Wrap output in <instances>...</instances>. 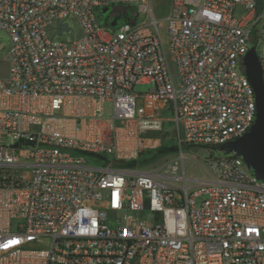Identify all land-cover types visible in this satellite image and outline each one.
I'll return each mask as SVG.
<instances>
[{"label":"built area","instance_id":"1","mask_svg":"<svg viewBox=\"0 0 264 264\" xmlns=\"http://www.w3.org/2000/svg\"><path fill=\"white\" fill-rule=\"evenodd\" d=\"M153 8L0 0V264H264V183L212 155L254 121L243 58L256 42L264 83V0ZM71 19L80 34L63 41ZM170 141L181 175L128 166ZM182 147L209 151L196 176Z\"/></svg>","mask_w":264,"mask_h":264},{"label":"rangeland","instance_id":"2","mask_svg":"<svg viewBox=\"0 0 264 264\" xmlns=\"http://www.w3.org/2000/svg\"><path fill=\"white\" fill-rule=\"evenodd\" d=\"M170 0H153V10L154 14L157 19H162L167 11L168 5ZM111 10H109L105 15L104 19L107 20L110 18ZM123 21V18H119L118 24L120 25ZM69 26H70V33L64 32L60 38L63 41L71 40L78 36L80 34V26L75 20H68ZM161 38L164 44L167 43V35L165 31V26H163L162 30L160 31ZM0 43L5 44V46L0 50V78L5 77L7 74V63L4 61V58L8 51V37L5 33L0 32ZM252 45H256V52L257 54L260 51L259 45L256 44V42H253ZM151 88L150 85L145 84H138L135 85L133 88V91L135 93H145L148 92V90ZM105 112L108 114L110 112L109 106L105 107ZM166 128L170 129L171 125H167ZM164 148L161 150L150 154L143 156L142 159H139L140 164H136L133 168L138 171H145V170H158V173H162L165 169L171 168L172 166H175V161H178L179 163V171L178 175H181V166L179 161V151H175L171 147L174 145V142L170 141L165 143ZM185 160L184 164L185 167V175L187 177L196 176L198 174V168H196L192 163L195 161H199L201 165L204 167L205 160L209 157V151L207 150H191L187 149L186 147H182ZM212 155L214 157L223 156L224 154L220 152L217 149H214L212 151ZM85 159L89 165L94 166H101L103 165V162L97 159H94L93 157H90L88 155H85ZM204 175V174H203ZM179 185H181V182H176Z\"/></svg>","mask_w":264,"mask_h":264},{"label":"water","instance_id":"3","mask_svg":"<svg viewBox=\"0 0 264 264\" xmlns=\"http://www.w3.org/2000/svg\"><path fill=\"white\" fill-rule=\"evenodd\" d=\"M107 8L102 10L100 21L105 26L115 28L117 20L114 19L108 23L103 15L107 13ZM66 26H62L65 29ZM58 32V33H59ZM3 44H0V50ZM246 77L254 91L256 112L254 121L249 130L242 136L225 142L219 146V151L224 154H234L240 156L245 162L247 168L255 177L264 183V83L262 71L256 49L250 47L243 58Z\"/></svg>","mask_w":264,"mask_h":264},{"label":"trees","instance_id":"4","mask_svg":"<svg viewBox=\"0 0 264 264\" xmlns=\"http://www.w3.org/2000/svg\"><path fill=\"white\" fill-rule=\"evenodd\" d=\"M162 148H164V146H163ZM162 148H161V149H162ZM161 149H160V150H161ZM215 149H218V147H215ZM158 151H159V150H158ZM143 156H145V155H142V156L140 157V159H142ZM140 161H141V160H138V161H135V162L129 163L128 166H131V167H132V166H135L136 164H140ZM141 162H143V161H141Z\"/></svg>","mask_w":264,"mask_h":264}]
</instances>
